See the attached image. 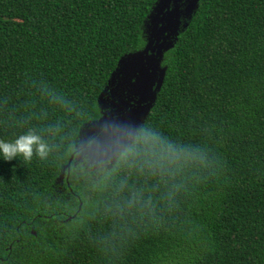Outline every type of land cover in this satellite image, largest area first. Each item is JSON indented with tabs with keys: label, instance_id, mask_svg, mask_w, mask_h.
<instances>
[{
	"label": "trees",
	"instance_id": "1",
	"mask_svg": "<svg viewBox=\"0 0 264 264\" xmlns=\"http://www.w3.org/2000/svg\"><path fill=\"white\" fill-rule=\"evenodd\" d=\"M156 1L0 0V141L46 146L0 156V264H264V0H201L133 142L57 181Z\"/></svg>",
	"mask_w": 264,
	"mask_h": 264
},
{
	"label": "water",
	"instance_id": "2",
	"mask_svg": "<svg viewBox=\"0 0 264 264\" xmlns=\"http://www.w3.org/2000/svg\"><path fill=\"white\" fill-rule=\"evenodd\" d=\"M200 1H156L144 24L143 48L122 56L117 62L97 99L100 117L81 129L75 151L63 167L59 181L65 170L69 172L73 160L74 165L86 159L87 165L94 168L102 163L110 168L119 153L133 142L162 88L166 74L162 66L164 55L174 48Z\"/></svg>",
	"mask_w": 264,
	"mask_h": 264
},
{
	"label": "clouds",
	"instance_id": "3",
	"mask_svg": "<svg viewBox=\"0 0 264 264\" xmlns=\"http://www.w3.org/2000/svg\"><path fill=\"white\" fill-rule=\"evenodd\" d=\"M34 145L37 155L43 157L46 154V146L40 142L39 137L32 134L22 135L11 143L0 141V156L10 160L20 155L25 160H29L32 157Z\"/></svg>",
	"mask_w": 264,
	"mask_h": 264
},
{
	"label": "flooded vegetation",
	"instance_id": "4",
	"mask_svg": "<svg viewBox=\"0 0 264 264\" xmlns=\"http://www.w3.org/2000/svg\"><path fill=\"white\" fill-rule=\"evenodd\" d=\"M75 151V150H74ZM73 154V153H72ZM84 161H86V159H83V161L82 162H84ZM68 174V173H67ZM60 176V175H59ZM57 181L59 182V184H60V186H62L63 185V183H67V181H68V175H64L63 176V179L62 180H58V178H57Z\"/></svg>",
	"mask_w": 264,
	"mask_h": 264
}]
</instances>
